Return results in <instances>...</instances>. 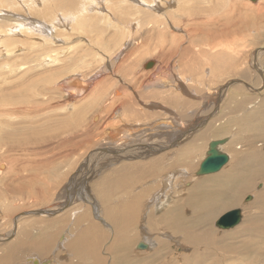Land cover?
Instances as JSON below:
<instances>
[{"label": "rangeland", "instance_id": "1", "mask_svg": "<svg viewBox=\"0 0 264 264\" xmlns=\"http://www.w3.org/2000/svg\"><path fill=\"white\" fill-rule=\"evenodd\" d=\"M114 1L115 0H0V99H2L4 93H10L11 97L14 96L12 98L18 101L21 97L18 95L26 94L27 87L35 92L37 89L40 90L36 93L33 91L34 100H29L32 104L30 107L21 109L22 112L21 110L20 112L23 113L24 111V114H16L18 116L6 112L7 109L10 110L15 107L9 104L3 105L0 101V106L3 105L0 107V126L4 124V121L8 123L9 121L13 122V120L16 122L15 126H22L27 121L25 116L27 112H31L35 109L32 119L34 126L37 128L39 126L42 136H48L50 133L53 134V141L57 145V149L53 148L52 150H48V145L47 143L44 145L43 140L27 139L24 141L25 148L16 147L11 151L4 147H0V163H4V166L2 165L3 167L0 168V237H2L0 238V252L3 254L8 251L11 252V257L7 261L0 260V263L33 264L28 257H36V259L40 261H48L47 264H76V262L77 264H86L88 262H92L93 264L94 258L90 261L92 257L85 253L89 250V252H96L94 255L98 257L100 264H104V262L105 264H120L118 259L121 256L124 258L123 264H132L131 262H133V264H145L146 262H148L147 264H264V240H262V238L253 240L247 234L242 235L248 226L250 218L256 219V225L264 223V211L261 210L264 208H262L263 205L258 202L260 199L259 195H261V192L264 193V175L253 182L251 187L242 194L240 199L241 203L236 205L242 210L243 216L240 225L228 230H221L214 226V221L217 217L235 206L226 208V211L222 210L211 220L212 226L210 223L209 227L212 231L215 230L217 236H221L222 234L225 235V233H235L236 237L233 239H228V237H226L228 240L219 239L220 237L212 238V241L215 242L210 245L205 243L196 244L194 247L197 251L194 253L190 246L187 247V245L183 243L181 238L183 234L181 232H174L170 229H166L168 227L157 221L163 214L164 209L173 206L176 201L182 197V190L173 195V197H176L175 201L171 196H168V203L164 206L161 205V208H157L154 203L150 204L151 200L148 201L150 199L148 197H151L153 192L161 196H159V201H164L166 199L168 189L163 187L160 188L159 182H145L144 185L147 184V186H152L151 189L148 187L149 190L145 193L144 189L137 188V184H135L131 188H126V190L123 191L115 190L111 195V199L104 200L103 195L106 193L107 187L104 184L105 182H103V178L108 175L107 178L111 175H113V177L118 176L116 172L113 174L111 170H109L113 167H109L116 165L113 164V162L115 163V160L122 158H113L110 155L111 151L106 150L107 148L105 147V150L102 148V146L106 145L112 148V150L116 149L115 145H117L118 142H113V145H109V140L104 139L103 143L105 145L102 144L104 132L115 126L114 124H110L111 120H115L117 124H133V129L130 131L131 136L121 138L123 141L120 142L122 143L121 146L127 145L128 147L132 142L137 144L143 143V145L151 141L163 142V139H166L164 138L165 135H169V133L173 131H176L174 136L182 133V136H177L178 139H174V141L172 140L173 136L170 137L168 139L169 143H164L166 146L164 147V145H161L160 149H154L153 147L149 149L148 145H146L147 148L145 150L144 148L141 149L142 153L140 151L135 152V149L127 152L124 154L125 157H123L122 161H117L123 162V164H131V162L148 164V159L150 157H154L155 160L159 158L161 162H165L166 160L163 158L164 154H173L178 148L187 147L196 142V145L201 148V151L199 152V148H197L195 154L193 153L194 157L191 161L193 168H190L193 170H190V173H187L189 171H184V173L180 172L181 174H177L179 172L178 169L174 170L175 174L173 176L174 179H176V183L179 179L183 180L182 176L184 175L185 178L189 179L187 181H189L190 185H192L193 180H190L192 176L199 178V176H196L194 173L197 168H195L196 165L194 164L196 163L194 161H199L203 157L205 148H207L209 142L222 137H227L229 140L231 139V142L227 140L225 143L227 149L231 150L227 151L232 152L234 155L230 166L239 165L242 170L254 168L255 165L250 162L251 154L255 155V152L258 153V148L264 151L262 148L264 146H262L263 144L259 141V139L261 140L263 138L259 137L256 139L252 134L249 135L250 131L248 128L244 130L243 123H238L236 126L233 124V121L243 119L242 116L247 114V112L244 113L245 109L249 114L252 112L254 113L257 107L263 108L264 110V77H262V75H264V18L260 20V18H258L259 13L255 12L257 9H262L261 5L264 3V0H260L256 3L247 0H211L210 12L206 13L204 16L207 18L206 20L204 18H196V14L199 9H203L206 12L204 7L208 4V0H169L165 3L163 0H150L145 4L141 2L142 0H116L115 3ZM45 8L47 9V13H38V10L41 11ZM245 17L249 18L248 20L252 21V23L244 25L243 21L246 19ZM218 21L219 23L222 22L228 25H230L229 22L235 21L229 26V30H234L228 38L229 41L220 38L219 41L221 44L219 43L216 48L213 47L211 49L212 46H209L208 43L214 45L218 37H207L206 33L214 30L217 25H219ZM205 22L209 25H206ZM228 25L226 27H228ZM260 27H262L263 30H261ZM247 28H252V30L249 31ZM254 28L260 31L256 32ZM199 38L202 39L198 40ZM184 49H188L190 53H185L186 51ZM208 50L214 51V55L223 52L220 61L224 63L232 56V53H235L234 58L240 70L237 68L238 71H236V73L228 74L227 76L220 74L219 76L217 74V76L213 78L208 72H205L207 66H205L206 68L203 70L200 69V67H204L201 64H197L196 66V69H200V72L197 70L189 71V62L193 59L199 60L202 58L201 54L203 52H208ZM259 52L261 53V58L258 57V60H256V54ZM182 53L184 55H182ZM225 55L227 56L226 61ZM237 55L240 59H238ZM255 56L256 62L253 58ZM179 57L181 60L178 59ZM148 62H152L153 64L158 63V69H153L154 66L146 68ZM191 62L193 64V61ZM1 63H3V65ZM185 66H188L187 69ZM54 67L56 68L54 69ZM152 70L155 71L153 74ZM46 71L48 73L44 75ZM246 72H248V74ZM93 73L97 77L100 74L102 75L90 86L89 91L86 92L88 93L85 95L86 97L84 96L85 98L82 97L79 99L81 103H78V100H72L66 96L62 86L64 82L71 80L72 76H77L80 80L82 79L85 81ZM257 73H260L259 77ZM82 76H84V78H82ZM154 77L158 80L155 81L154 84L149 85V79H154ZM194 80L197 81L195 82ZM43 81H46V84ZM21 86L22 88L26 86V89L23 88V90ZM20 89L23 91H20ZM116 89L120 90L121 93L124 94V97L119 99L114 106L109 105L107 112L106 108L102 105L103 100L101 99H103V96H106L111 101L114 97L113 92H115ZM11 90L13 94H11ZM30 90L28 94L31 92ZM154 91L161 92L162 97L176 104L167 105L163 103L161 99L153 97ZM169 91H172L174 96L172 92L169 94ZM261 94L263 95L261 96ZM135 95L140 96L141 99L137 100L138 97ZM144 96L148 97V99L144 98ZM231 97L237 98L236 104L240 101H244L245 105L243 107L234 105L235 103L230 101ZM42 98L43 100H41ZM49 99L51 100L48 102ZM261 101L262 103L259 104ZM125 103L137 106L141 116L144 117L141 119L143 122L135 119L131 111H123V104ZM41 104H47V106L43 105L41 106L42 108H40ZM62 104L64 107L67 105L65 107L66 109ZM98 104L100 107H98ZM231 104L233 105L232 107H230ZM181 105L183 106L181 107ZM45 107H48V109ZM54 107L58 108L57 110L60 111L55 110ZM39 108L42 111L40 110V113H36ZM59 112L61 113L59 114ZM111 112L114 116L113 119H111ZM95 113H99L98 123L92 124L91 118ZM146 113L152 117H146L145 119L144 114ZM36 114L44 115L35 117ZM161 117L169 118L168 122L171 123L173 127H171V129L159 128L157 131L155 130L156 128L154 130L151 129L152 122ZM227 117L235 118L228 128L229 122L225 121ZM263 119L264 112L256 114L252 127L254 128V126H256L255 124L258 123L257 121L263 122ZM199 120H201L202 123ZM137 121H140L139 124ZM143 124L150 125V127L144 128L145 126H143ZM138 125L140 127H135ZM159 126L163 125L160 124ZM196 126H200V128L195 131ZM224 126H226L227 130L220 134V129ZM193 127L194 130L192 129ZM7 128L13 129L11 126ZM147 128L148 130H146ZM72 130H75V132ZM81 130L84 132V134L82 133V135H84L83 138L82 135L77 137ZM185 130H189L190 133ZM205 131H208L205 141L194 140L198 134ZM237 132L239 134H237ZM109 136L113 137L110 133ZM18 138L14 140V143L18 144L17 142L19 140H23L21 137ZM82 139L85 141L82 142ZM254 139L255 141L253 142ZM66 140L68 142H66ZM79 140L81 145L78 147L76 142H79ZM73 143L74 145H72ZM255 147L257 148L255 149ZM62 152L71 153L69 157L65 159L60 156ZM105 155L109 156V164L106 163L107 160H104V158H106ZM160 156L162 158H160ZM166 157L171 159L173 156ZM38 163L45 165L40 169L37 166ZM101 165H104V168ZM117 166L120 165L114 167ZM106 168H108V171ZM53 170L54 176L51 173ZM42 171L43 173H41ZM19 173L20 176L17 178V174ZM34 173L48 175L45 184L43 182H37V184L31 183L25 185L20 190H14L11 187L20 177L23 179L30 177ZM241 174L243 173L241 172ZM187 175L189 177H187ZM13 176L14 181L11 182ZM184 182H180L179 184L185 187L184 191H187L190 185L187 186L186 183L188 182ZM147 186L143 188H147ZM114 188L115 187L112 189ZM168 188L172 189L171 184ZM152 189L155 191L152 192ZM150 190L152 193L150 192V194H148ZM170 192L173 193L175 190ZM154 193L153 195H155ZM130 194L131 196L140 194L138 201L142 205V208L138 212L137 222H132L134 225L132 226L131 223L128 227L129 229L127 228L125 232L127 237H125V241L121 246L123 251L117 252L122 249L113 251L114 236L111 229L115 232L118 228L111 214L107 213V208L113 212H116L115 210L120 208V206L126 208L125 203L128 201ZM247 196H251V199L245 201L244 199ZM61 197H64V200ZM67 197L68 199H66ZM44 198H46V200ZM32 211H34V213ZM74 212L78 215H82V220L78 219L76 221V219L72 217ZM79 212L81 214H79ZM153 219H155V221H153ZM45 223L48 224L46 225ZM21 225L26 226L24 227ZM87 225H92L96 229V233L99 234L100 238H95L97 239L96 247L90 244L91 242L92 244L96 242L95 239L87 235H85L82 240L78 239L80 234L77 233L85 229ZM202 229L204 228L199 230ZM211 235L214 236V234ZM20 239L24 244L15 247L16 241ZM158 239H162L164 243L160 245L161 250L159 252L161 254L157 256L159 258H156V255L152 256L151 254L159 247ZM81 242L84 243L80 244ZM156 242H158L157 246ZM129 243H131V245H129ZM140 243L144 244L143 248L138 247ZM10 247L14 252L8 249ZM230 247L234 251H231ZM3 248L4 250H2ZM76 250H79L80 253L78 254ZM82 252L84 253L81 256L80 254ZM127 257L129 261L124 262L127 261ZM196 257L198 258L197 261ZM0 259H2L1 256Z\"/></svg>", "mask_w": 264, "mask_h": 264}, {"label": "bare ground", "instance_id": "2", "mask_svg": "<svg viewBox=\"0 0 264 264\" xmlns=\"http://www.w3.org/2000/svg\"><path fill=\"white\" fill-rule=\"evenodd\" d=\"M58 1V0H57ZM63 1V0H62ZM116 1V0H115ZM115 1H114V3H115ZM141 1V0H140ZM150 0H142L141 2L143 3V4H145V3H147V2H149ZM159 1H161V0H159ZM164 1V3L165 2H168L169 0H163ZM247 1H250V2H254V3H256V2H258V1H260V0H247ZM47 2V1H46ZM55 2V1H54ZM87 2H89V1H87ZM124 2V1H123ZM183 2V1H182ZM48 3H50V2H48ZM62 3V2H61ZM71 3V2H70ZM81 3V2H80ZM114 3H113V5H114ZM130 3V2H129ZM29 4H31V3H29ZM86 4V3H85ZM264 4V3H263ZM261 5L262 6V9L261 10H259V9H257L255 12L257 13H259V15H258V18H260V20L261 19H263L264 18V5ZM210 5H211V0H208V4H206V6L204 7V9H206V12H205V10H201V9H199L198 10V12H197V14H196V18H200V19H207V18H205L204 16H205V14L206 13H208V12H210ZM53 6V5H52ZM81 6H83V5H81ZM256 6H258V5H256ZM1 7V6H0ZM46 7V6H45ZM86 7V6H85ZM50 8V7H49ZM56 8V7H55ZM131 8V7H130ZM197 8V7H196ZM200 8V7H199ZM92 9V8H91ZM105 9V8H104ZM100 10V9H99ZM184 10V9H183ZM253 10V9H252ZM3 11V10H2ZM29 11V10H28ZM48 11H49V9H48ZM57 11V10H56ZM95 11H96V9H95ZM181 11V10H180ZM195 11H197V10H195ZM55 12V11H54ZM126 12V11H125ZM194 12V11H193ZM7 13V12H6ZM38 13H47V9L45 8V9H42L41 11L40 10H38ZM196 13V12H195ZM194 13V14H195ZM24 14V13H23ZM96 14V13H95ZM116 14V13H115ZM3 15V14H2ZM11 15V14H10ZM26 15H28V14H26ZM99 15V14H98ZM214 15V14H213ZM72 16V15H71ZM83 16H86V15H83ZM245 16V15H244ZM28 17V16H27ZM46 17V16H45ZM30 18V17H29ZM33 18V17H32ZM31 18V19H32ZM148 18V17H147ZM193 18V17H192ZM246 18V17H245ZM245 18H243V19H245ZM150 19V18H149ZM187 19H189V18H187ZM249 18H246L244 21H243V24L244 25H248V24H250V23H252V21H250V20H248ZM35 20V19H34ZM85 20V19H84ZM212 20H213V18H212ZM220 20V19H219ZM81 21V20H80ZM208 21H210V20H208ZM222 21V20H221ZM225 21H227V20H225ZM79 22V21H78ZM86 22V21H85ZM198 22V21H197ZM207 22V21H206ZM206 22H205V24H206ZM213 22V21H212ZM211 22V23H212ZM216 22H217V20H216ZM235 22V21H234ZM234 22H229L230 23V25L232 24V23H234ZM215 23V22H214ZM218 23H219V21H218ZM237 23V22H236ZM23 24V23H22ZM70 24V23H69ZM79 24V23H78ZM77 24V25H78ZM81 24V23H80ZM83 24V23H82ZM208 24V23H207ZM206 24V25H207ZM76 25V26H77ZM201 25V24H200ZM209 25V24H208ZM223 25V26H222ZM228 24H225V23H222V22H220L219 23V25H217V27L214 29V30H212V31H208V33H206L207 34V37H209V36H212V37H214V38H216V37H218V38H216V41H215V43H214V45H212L211 43H208L209 44V46H212L211 47V49L213 48V47H215L216 48V46L220 43V41H219V39L220 38H222L223 40H226V41H229L228 40V38L231 36V33L233 32V30L234 29H231V30H229V26L230 25H228V27H226ZM75 26V27H76ZM237 26H238V23H237ZM31 27V26H30ZM78 27V26H77ZM213 27H214V25H213ZM37 28V27H36ZM235 28V27H234ZM258 28V27H257ZM261 28V30H263L262 29V27H260ZM247 29H249V31H251L252 30V28H247ZM255 30H256V28H254ZM76 31V30H75ZM249 31H247V32H249ZM259 32L260 30H256V32ZM264 31V30H263ZM108 32V31H107ZM245 32V31H244ZM28 33H30V32H28ZM110 33V32H109ZM108 33V34H109ZM211 33V34H210ZM226 34V35H225ZM259 34V33H258ZM34 36V35H33ZM38 36V35H37ZM75 36V35H74ZM94 36V35H93ZM109 36V35H108ZM107 36V37H108ZM48 37V36H47ZM80 37V36H79ZM110 37V36H109ZM147 37V36H146ZM42 38V37H41ZM143 38V37H142ZM45 39H47V38H45ZM104 39V38H103ZM200 39H202V38H199L198 40H200ZM215 40V39H214ZM93 41V40H92ZM91 41V42H92ZM133 41V40H132ZM45 42V41H44ZM82 42V41H81ZM96 42V41H95ZM128 42V41H127ZM97 43V42H96ZM123 43V42H122ZM134 43V42H133ZM121 44V43H120ZM221 44V43H220ZM30 45V44H29ZM223 45V44H222ZM221 45V46H222ZM20 46V45H19ZM89 46H92V45H89ZM172 47V46H171ZM224 47V46H223ZM32 48H33V46H32ZM42 48V47H41ZM133 48V47H132ZM227 48V47H226ZM231 48V47H230ZM260 48H261V46H260ZM263 48V47H262ZM43 49V48H42ZM28 50V49H27ZM31 50V49H30ZM29 50V51H30ZM52 50V49H51ZM186 52L185 53H187V54H189L190 53V51L188 50V49H184ZM240 50V49H239ZM258 50V49H257ZM232 51H234V50H232ZM32 53V52H31ZM143 53V52H142ZM186 54V55H187ZM229 54V53H228ZM235 54V53H234ZM234 54L232 53V56L227 60V62H221L220 61V58H221V56H223V52H220L218 55H214V51H209L208 50V52H203L202 54H201V57L203 58H200L199 60H191V61H193V64H192V62L190 61L189 62V71H195V70H197L196 69V66H197V64H201V65H203L204 67H200V69L201 70H203L204 68H206L205 66H207V70H205V72H208V74L210 75V76H212V78L213 77H215V76H217V74L219 75H228V74H232V73H236V71H238V69L240 70V68H238L237 67V62H236V60H235V58H234ZM236 54H237V52H236ZM264 54V53H263ZM37 55V54H36ZM74 55V54H73ZM182 55H184L183 53H182ZM257 55V59H256V56L255 57H253L254 58V60L256 59V60H258V57H260L261 58V53L259 52V53H257L256 54ZM31 56V55H30ZM33 56V55H32ZM93 56V55H92ZM238 56V55H237ZM30 58V57H29ZM28 58V59H29ZM38 58V57H37ZM72 58V57H71ZM186 58V57H185ZM188 58V57H187ZM48 59V58H47ZM74 59V58H73ZM122 59V58H121ZM126 59V58H125ZM178 59H180V57L178 58ZM183 59V58H182ZM226 59H227V56L225 55V61H226ZM238 59H240L239 58V56H238ZM237 59V60H238ZM42 60V59H41ZM46 60V59H45ZM50 60V59H49ZM101 60V59H100ZM181 60V59H180ZM183 60H185V59H183ZM244 60V59H243ZM256 60H255V62H256ZM34 61V60H33ZM187 61V60H186ZM185 61V62H186ZM120 62V61H119ZM139 62V61H138ZM183 62V61H182ZM181 62V63H182ZM238 62H240V61H238ZM251 62V61H250ZM254 62V63H255ZM260 62V61H259ZM31 63V62H30ZM54 63V62H53ZM166 63V62H165ZM177 63H178V61H177ZM253 63V62H252ZM2 65H3V63H1ZM68 64V63H67ZM120 64V63H119ZM63 65V64H62ZM41 66V65H40ZM45 66H47V65H45ZM93 66V65H92ZM134 66V65H133ZM142 66V65H141ZM146 68H150V66H154L153 67V69H158L157 68V66H158V63L157 64H153L152 62H148V64H146ZM181 66V65H180ZM200 66V65H199ZM245 66V65H244ZM37 67V66H36ZM65 67V66H64ZM136 67V66H135ZM183 67V66H182ZM186 67V69H187V67L188 66H185ZM56 67H54V69H55ZM62 68V67H61ZM60 68V69H61ZM67 68V67H66ZM97 68V67H96ZM165 68V67H164ZM238 68V69H237ZM259 68V67H258ZM262 68V67H261ZM31 69V68H30ZM73 69V68H72ZM123 69V68H122ZM142 69H143V67H142ZM141 69V70H142ZM199 69V70H200ZM250 69H252V68H250ZM38 70V69H37ZM36 70V71H37ZM58 70V69H57ZM124 70V69H123ZM199 70H197V71H199ZM262 70V69H261ZM48 71V70H47ZM45 72V74L44 75H46V73H48V72ZM56 71V70H55ZM96 71V70H95ZM104 71V70H103ZM120 71H122V70H120ZM126 71V70H125ZM188 71V72H189ZM81 72V71H80ZM123 72V71H122ZM153 72H155L154 70H152V74H153ZM200 72V71H199ZM253 72H255V71H253ZM25 73V72H24ZM98 73V72H97ZM107 73V72H106ZM111 73V72H110ZM192 73V72H191ZM247 74H248V72H246ZM263 73V72H262ZM42 74H43V72H42ZM64 74V73H63ZM71 74V73H70ZM79 74V73H78ZM96 74V73H95ZM125 74V73H124ZM193 74H195V73H193ZM38 75H40V74H38ZM65 75V74H64ZM73 75V74H72ZM75 75V74H74ZM102 74H100V75H98V77L99 76H101ZM219 75V76H220ZM257 75H258V77L260 76V73H257ZM63 76V75H62ZM154 76V75H153ZM187 76V75H186ZM248 76V75H247ZM3 77V76H2ZM46 77V76H45ZM44 77V78H45ZM58 77V76H57ZM57 77H54V78H57ZM68 77V76H67ZM73 77V76H72ZM71 77V80H68L67 82H64L63 84H62V86H63V89H64V91H65V93H66V96H68L69 97V99H72V100H78V103H81V102H79V99L80 98H82V97H84L85 95H87L88 93H86L87 91H89V89H90V86L93 84V83H95V81H96V79L98 78L97 76H95L94 75V73L92 74V75H90L85 81L84 80H80L77 76H75V77H73L72 78ZM85 77H86V75H85ZM138 77V76H137ZM171 77V76H170ZM249 77V76H248ZM262 77H264V75H262ZM30 78V77H29ZM53 78V79H54ZM82 78H84V76H82ZM174 78V77H173ZM197 78V77H196ZM104 79V78H103ZM136 79V78H135ZM249 79H250V77H249ZM17 80V79H16ZM55 80V79H54ZM141 80V79H140ZM148 80V79H147ZM150 80V83H149V85H152V84H154L155 83V81H157L158 79H155V77H154V79H149ZM28 81V80H27ZM27 81H26V83H27ZM56 81V80H55ZM170 81H171V79H170ZM187 81V80H186ZM195 82L197 81V80H194ZM4 82V81H3ZM44 82V81H43ZM149 82V81H148ZM173 82H174V80H173ZM246 82V81H245ZM35 83H37V82H35ZM40 83H42V82H40ZM45 84H46V81L44 82ZM140 83V82H139ZM210 83V82H209ZM259 83H260V79H259ZM22 84V83H21ZM56 84V83H55ZM59 84V83H58ZM97 84V83H96ZM180 84V83H179ZM202 84V83H201ZM23 85V84H22ZM25 85H27V84H25ZM36 85V84H35ZM181 85V84H180ZM247 85V84H246ZM142 86V85H141ZM179 86V85H178ZM177 86V87H178ZM26 87V86H25ZM25 87H23V88H25ZM32 87V86H31ZM59 87H60V85H59ZM11 88V87H10ZM15 88V87H14ZM18 88H20V87H18ZM21 88H22V86H21ZM22 88V89H23ZM26 89V88H25ZM59 89V88H58ZM61 89H62V87H61ZM24 90V89H23ZM23 90H21L20 89V91H23ZM29 90L30 89H28V87H27V93L26 92H24V93H26V94H20V93H18V94H20V95H18V96H21L20 98H19V100H18V97H17V100L18 101H15V99L14 98H12V97H14V96H12L11 97V95H10V93L9 94H3V97H2V99H0V101H1V103L4 105V104H9V105H11L12 107H15V108H12V109H10V110H6V112L8 113V114H11V115H16V114H24V111H23V113H21L22 112V110L21 109H23V108H27V107H30V105L32 104V102H30L29 100H32L34 97H33V91H31L29 94H28V92H29ZM17 91V90H16ZM19 91V92H20ZM39 92L40 90H36V92ZM45 91V90H44ZM59 91V90H58ZM264 91V90H263ZM262 91V92H263ZM35 92V91H34ZM35 92V93H36ZM56 92H57V90H56ZM56 92H54V93H56ZM170 92H172V91H169L168 93L170 94ZM261 92V93H262ZM62 93V92H61ZM173 93V92H172ZM264 93V92H263ZM1 94V93H0ZM11 94H13L12 93V90H11ZM168 94V95H169ZM176 94V93H175ZM23 95V96H22ZM28 95V96H27ZM39 95V94H38ZM45 95V94H44ZM48 95V94H47ZM57 95V94H56ZM60 95V94H59ZM172 95V94H171ZM263 94H261V96H262ZM41 97H43L42 95H40ZM49 96V95H48ZM113 98L111 99V101H110V99L108 98V97H106V96H103V99H101V100H103V106L106 108V110H107V112H108V109H109V105L110 106H114L118 101H119V99H122L123 97H124V94H122L121 93V91L120 90H118V89H116L115 90V92H113ZM136 97H138V99L137 100H140L141 99V97L140 96H138V95H135ZM173 96H174V93H173ZM10 97V98H9ZM36 97V96H35ZM38 97V96H37ZM45 97V96H44ZM62 97V96H61ZM86 97V96H85ZM84 97V98H85ZM102 97V96H101ZM153 97H155V98H159V99H161L162 101H163V103H165V104H167V105H170V104H173V105H175L176 103L175 102H169V100H167V99H165L164 97H162V93L161 92H159V91H154L153 92ZM264 97V96H263ZM46 98H47V96H46ZM49 98V97H48ZM108 98V99H107ZM133 98V97H132ZM131 98V99H132ZM144 98H146V99H148V97H145L144 96ZM14 99V100H13ZM39 99V98H38ZM129 99V98H128ZM34 100V99H33ZM41 100H43V98L41 99ZM51 99H49L48 100V102L50 101ZM56 100V99H55ZM100 100V101H101ZM125 100H126V98H125ZM171 100V99H170ZM236 100H237V98H235V97H231V99H230V101L231 102H233V103H235L236 102ZM37 101V100H36ZM39 101V100H38ZM46 101V100H45ZM85 101V100H84ZM98 101V100H97ZM41 102V101H40ZM43 102V101H42ZM0 103V104H1ZM35 103V102H34ZM38 103V102H37ZM54 103V102H53ZM58 103V102H57ZM74 103V102H73ZM78 103H76V104H78ZM140 103V102H139ZM262 103V101L261 102H259V104H261ZM39 104V103H38ZM50 104V103H49ZM68 104V103H67ZM70 104H72V103H70ZM69 104V105H70ZM133 104V103H132ZM136 104V103H135ZM137 104H138V101H137ZM141 104V103H140ZM229 104V103H228ZM2 105V106H3ZM35 105V104H34ZM37 105V104H36ZM47 106V104H41L40 105V108H42L41 106ZM51 105V104H50ZM63 105V104H62ZM74 105H75V103H74ZM227 105V104H226ZM234 105H239V106H241V107H243L244 105H245V102L244 101H240L239 103H235ZM2 106H0V107H2ZM38 106V105H37ZM57 106H59V105H57ZM56 106V107H57ZM61 106V105H60ZM67 105H65V107H66ZM107 106V107H106ZM138 106H139V104H138ZM183 105H181V107H182ZM233 105L231 104V106L230 107H232ZM5 107H7V106H5ZM20 107H22V108H20ZM63 107H64V105H63ZM62 107V108H63ZM64 107V108H65ZM98 107H100L99 106V104H98ZM211 107V106H210ZM227 107V106H226ZM229 107V108H230ZM36 108V107H35ZM37 109V111H36V113L37 112H39L41 109ZM45 108H47L48 109V107H45ZM50 108V107H49ZM52 108V107H51ZM50 108V109H51ZM70 108V107H69ZM72 108V107H71ZM2 109V108H1ZM6 109V108H5ZM30 109V108H29ZM29 109H27V110H29ZM44 109V108H43ZM53 109V108H52ZM54 109L55 110H57L58 108H55L54 107ZM66 109V108H65ZM20 110H21V112H20ZM25 110V109H24ZM31 110V109H30ZM69 110V109H68ZM72 110V109H71ZM100 110H102V109H100ZM142 110V109H141ZM35 111V109L34 110H32L31 112L29 111V112H27V114H26V112H25V116H26V119H27V121H26V123L24 124V125H22V126H15V124H16V122L13 120V122H11V121H9L8 123L6 122V121H4L3 123V125H1L0 126V147H4V148H6L7 150H14L16 147L18 148V147H23V148H25V146H24V141L25 140H27V139H39V140H43V143H44V145L47 143V145H48V150H52L53 148H56V144L54 143V141H53V139H54V135L53 134H49L48 136H42V133H41V129L39 128V126H38V128L37 127H35L34 126V123H33V121H32V119H33V115H34V112ZM42 111V110H41ZM46 111V110H45ZM57 111H60V110H57ZM62 111V110H61ZM65 111V110H64ZM63 111V112H64ZM70 111V110H69ZM69 111H68V113H69ZM88 111L90 112V110L88 109ZM105 111V110H104ZM123 111H125V112H129V111H131V114L133 115V117H135V119H137V120H141V119H143L144 117H142L141 116V114H140V112H139V109L137 108V106H135V105H131L130 103H125V104H123ZM143 111V110H142ZM34 112V113H33ZM54 112V111H53ZM96 112H97V110H96ZM101 112H103V111H101ZM247 112V114L245 115V116H242L243 117V119H241V120H236V121H233L235 118H232V117H227L226 118V122L228 121L229 122V125L227 126V128L231 125V122L233 121V124L234 125H236L237 126V124L238 123H243L244 124V130H247V128H248V130L250 131V134L249 135H253L256 139L257 138H259V137H261V138H263V139H259V141L261 142V144H263L262 146H264V141H262V140H264V121L263 122H259V121H257L258 123L257 124H255L256 126H254V128L252 127V124H254V122H253V120H254V116L256 115V114H259V113H263L264 112V110H263V108H260V107H257L256 108V110L254 111V113L252 112V113H248V111L245 109L244 110V113H246ZM40 113V112H39ZM61 112H59V114H60ZM65 113V112H64ZM73 113V112H72ZM88 113V112H87ZM91 113H92V110H91ZM94 113V112H93ZM7 114V115H8ZM104 114L106 115V113L104 112ZM103 114V115H104ZM205 114V113H204ZM204 114H203V116H204ZM6 115V114H5ZM42 114H40V115H37L36 114V116L35 117H38V116H41ZM44 115V114H43ZM42 115V116H43ZM56 115H58V114H56ZM64 115V114H63ZM111 115H112V112H111ZM143 115V114H142ZM145 115V119H146V117H150V115H147V113L146 114H144ZM206 115V114H205ZM208 115V114H207ZM16 116H18V115H16ZM21 116V115H20ZM60 116H62V115H60ZM86 116V115H85ZM137 116V117H136ZM184 116V115H183ZM210 116V115H209ZM208 116V117H209ZM3 117H5V116H3ZM7 117V116H6ZM22 117V116H21ZM87 117V116H86ZM89 117V116H88ZM152 117V116H151ZM150 117V118H151ZM15 118V117H14ZM25 118V117H24ZM114 118V116L112 115V117H111V119H113ZM225 118V117H224ZM82 119H83V117H82ZM81 119V120H82ZM98 119H99V113H95V114H93L92 115V118H91V123L92 124H94V123H96L97 121H98ZM148 119V118H147ZM154 119V118H153ZM42 120V119H41ZM197 120V119H196ZM204 120V119H203ZM206 120V119H205ZM224 120V119H223ZM264 120V119H263ZM25 121V120H24ZM36 121V120H35ZM43 121V120H42ZM142 121V120H141ZM153 121V120H152ZM151 121V122H152ZM164 121H166V122H164ZM169 121V118H165V117H161V118H157V119H155L154 120V122H152L153 124H152V127H151V129H155L156 131H157V129H159V128H164V129H171V127H173V125L171 124V123H169L168 122ZM199 121H201V120H199ZM6 122V123H5ZM52 122V121H51ZM78 122H80V121H78ZM89 122V121H88ZM138 122V121H137ZM140 122V121H139ZM139 122H138V124H139ZM143 122V121H142ZM223 122V121H222ZM98 123V122H97ZM201 123H202V121H201ZM84 124V123H83ZM110 124H114L115 126L114 127H112V128H107L108 130L106 131V132H104L105 134H104V136H103V138H102V144H104L103 143V140L104 139H108L109 140V142H108V144L109 145H113V142H118V144L117 145H115V147H116V149H114V150H112V148H109V147H107L105 144V146H102V148H103V150H105V148H107L106 150H108V151H111L110 152V155H111V157H113V158H116V157H119V158H122L123 159V157H125L124 156V154H126L127 152H130V151H133L134 149H135V152H141L142 153V148H144V150L147 148L146 147V145H148V147H149V149H150V147L152 148H154V149H157V148H159L160 149V146L161 145H164V143H167L169 140V138L170 137H172V140L174 141V139L176 140V139H178V137L177 136H182V133L180 134V135H175L174 136V134H175V132L173 131L172 133H169V135L167 134V135H165V137L164 138H166V139H163L164 141L163 142H159V141H151V142H147V143H145V145H143V143L142 144H137V143H134V142H132V144H129V146L127 147V145H125V146H121V144L122 143H120V142H123L122 141V139L121 138H123V137H130L131 135H130V131L133 129V124L132 125H128V124H125V123H121V124H117V121H115V120H111V123ZM149 124H151V123H149ZM160 124H162L163 126H159ZM187 124V123H186ZM53 125V124H52ZM88 125H90V124H88ZM142 125V124H141ZM8 126H11V128H13L12 130L11 129H9V128H7ZM91 126V125H90ZM143 126H145L144 128H146V127H150V125H144L143 124ZM192 126V125H191ZM21 127V128H20ZM48 127V126H47ZM49 127H50V125H49ZM48 127V128H49ZM84 127H85V125H84ZM89 127V126H88ZM88 127H87V129H88ZM92 127V126H91ZM117 127V128H116ZM135 127H140L139 125L138 126H135ZM195 127V126H194ZM194 127L192 128L193 130H194ZM198 128H200V126H196V128H195V131H196V129L198 130ZM227 128H226V126H224V127H221V129H220V134L221 133H223L224 131H226L227 130ZM104 129H106V128H104ZM68 130V129H67ZM85 130V129H84ZM137 130H139V129H137ZM142 130V129H141ZM146 130H148V128L146 129ZM180 130V129H179ZM72 131H74L75 132V130H72ZM71 131V132H72ZM186 131V130H185ZM248 131V132H249ZM77 132V131H76ZM134 132V131H133ZM144 132V131H143ZM186 132H188V133H190L189 132V130L188 131H186ZM68 133V132H67ZM82 133L84 134V132H82V130H81V132H79V134L77 135V137H79V135H82ZM109 133L113 136V137H110L109 136ZM158 133V132H157ZM73 134V133H72ZM75 134V133H74ZM158 134H160V133H158ZM237 134H239L238 132H237ZM154 135V134H153ZM207 135H208V131H205V132H202V133H200V134H198L197 135V137L196 138H194V140H203V141H205L206 139H207ZM241 135V134H240ZM248 135V134H247ZM248 135V136H249ZM17 136V137H16ZM18 136H19V138L21 137V138H23V140H19L17 143L18 144H16V143H14V140H16L17 138H18ZM72 136V135H71ZM83 136L84 135H82V138H83ZM66 137V136H65ZM73 137V136H72ZM18 138V139H19ZM67 138V137H66ZM227 138V137H226ZM81 139V138H80ZM87 139V138H86ZM220 139H224L223 137L222 138H220ZM240 139V138H239ZM70 140V139H69ZM218 140V139H217ZM228 140H229V138H228ZM83 141H85V140H83L82 139V142ZM255 141V139L253 140V142ZM66 142H68L67 140H66ZM87 143H89L88 141H86ZM85 142V143H86ZM140 142V141H139ZM229 142H231V139L229 140ZM259 142V143H260ZM84 143V144H85ZM152 143V144H151ZM169 143V142H168ZM167 143V144H168ZM172 143V142H171ZM76 144L78 145V147L81 145L80 144V140H79V142H76ZM98 144V143H97ZM96 144V145H97ZM124 144V143H123ZM230 144V143H229ZM261 144H259V145H261ZM46 145V146H47ZM71 145V144H70ZM72 145H74V143L72 144ZM86 145V144H85ZM258 145V144H257ZM166 146V144L164 145V147ZM261 146V147H262ZM74 147V146H73ZM72 147V148H73ZM77 147V148H78ZM105 147V148H104ZM254 147V146H253ZM85 148H86V146H85ZM197 148H199V152L201 151V148L200 147H198L197 145H196V142H194L192 145H190V146H187V147H182V148H178L177 150H175V152L172 154H164L163 156V158L166 160L165 162H161L160 161V159L158 158L157 160H155L154 159V157H150L149 159H148V164H139V163H137V162H134V163H132L131 162V164H123V162H117V161H122V159H119V160H115V163L113 162V164H116V165H120V166H117V167H114V166H116V165H112V166H110L109 168H111V167H113V168H111V169H109V170H111V172L114 174V172H116L117 174H118V176L117 177H113V175H111L109 178H107L108 176H105V178H103V182H105L104 184L106 185V187H107V191H106V193L103 195V198H104V200H109V199H111V195L115 192V190L117 191V190H126V188H131L132 186H134L135 184H137V188H141V189H144V193L145 192H148V190H149V188L148 187H150V186H147V184H145L144 185V183L145 182H151V183H155V182H159V184H160V188L161 187H163V188H165V189H168V191H167V196H166V199L164 200V201H162V200H158V199H160L159 198V196L160 195H158V193H154L153 191H155V190H153L152 189V192L155 194V195H153V193L151 192V190L149 191V193L148 194H150V192L152 193L151 195H149V196H151V197H148V198H150L149 200H148V198H147V200L148 201H150V204L151 203H154L155 204V206L157 207V208H159L161 205H166L167 203H168V200H169V198H168V196H171V198L175 201V199H176V197H173V195L174 194H176L177 192H181L180 190H182V197L181 198H179V200H177L176 201V203L173 205V206H171V207H167L166 209H164V212H163V214L158 218V222L159 223H162V224H164V226H166V227H168V228H166V229H170V230H172V231H174V232H181L183 235H181L182 237V241H183V243L185 244V245H187V247L188 246H190L191 248H192V251L194 252V253H196V249H195V245L197 244H200V243H205V244H207V245H210V244H212L213 242H215V241H212V238H218V237H220L219 239H227L226 237H228V239H233V238H235L236 237V235H235V233L234 234H232V233H225V235H221V236H217L216 234H215V230L214 231H212V229L209 227V225H210V223H211V220H212V218L216 215V214H218V213H220L222 210H225L226 208H228V207H230V206H235V207H233V208H230V209H228L227 211H229V210H232V209H235V208H240V207H237L236 205L237 204H239V203H241V201H240V199H241V196H242V194L245 192V191H247L250 187H251V185L253 184V182L256 180V179H258V178H260V177H262L263 175H264V151L261 149V148H258V150H259V152L257 153V152H255V155H253V154H251V163H253L254 165H255V167L254 168H251V169H247V170H242V168L239 166V165H233V166H230V164H231V162H232V160H233V153L232 152H228V151H231V150H228L227 149V147H226V144H223V145H221L220 147H219V150L221 151V152H224V153H226L227 154V156H228V161L221 167V169L219 170V171H217V172H215V173H211V174H207V175H203V176H199V178L198 177H194V176H192V179H190V180H193V183H192V185H190V183H189V181H187V180H189V179H187V178H185L184 177V175L182 176V178H183V180H178L177 181V183H176V179H174V174H175V171L174 170H176V169H178L179 170V172L177 173V174H179L180 172L181 173H184V171H189V172H187V173H190V168L192 167L193 168V166L191 165V161H192V159H193V153L195 154V150L197 149ZM233 148V147H232ZM257 147H255V149H256ZM263 149H264V147H262ZM5 149V150H6ZM57 149V148H56ZM75 149V148H74ZM73 149V150H74ZM153 149V150H154ZM166 149V148H165ZM168 149V148H167ZM207 149H208V146H207V148H205V151H204V154H203V157L199 160V161H194L196 164H194V165H196L195 166V168H196V170H195V172L197 171V169H198V167H199V165H200V163L203 161V159L206 157V151H207ZM43 150V149H42ZM59 150V149H58ZM61 150V149H60ZM64 150V149H63ZM67 150V149H66ZM96 150V149H95ZM228 150V151H227ZM234 150V149H233ZM36 151H37V149H36ZM55 151V150H54ZM97 151V150H96ZM100 151V150H99ZM113 151V152H112ZM51 152H53V151H51ZM75 152V151H74ZM74 152H72V153H74ZM92 152V151H91ZM102 152V151H101ZM144 152V151H143ZM49 153V152H48ZM55 153V152H54ZM57 153V152H56ZM71 153V152H70ZM70 153H67V152H62V153H60V156L61 157H63V158H68L69 157V154ZM108 153V152H107ZM145 153V152H144ZM31 154H33V153H31ZM86 154V153H85ZM130 154V153H129ZM46 156V155H45ZM104 156V155H103ZM140 156V155H139ZM166 156H173V157H171V159H169V158H167ZM105 157L106 158H104V160L106 161L107 160V162L106 163H108L109 164V159H108V157L109 156H107V155H105ZM110 157V158H111ZM129 157V156H128ZM130 157H133V156H130ZM142 157V156H141ZM158 157V156H157ZM199 157V156H198ZM83 158V157H82ZM90 158V157H89ZM160 158H162L161 156H160ZM173 158V159H172ZM50 159V158H49ZM117 159V158H116ZM129 159V158H128ZM81 160V159H80ZM171 160V161H170ZM92 161V160H91ZM114 161V160H113ZM54 162V161H53ZM64 162V161H63ZM128 162H130V161H128ZM45 163V162H44ZM58 163V162H57ZM66 163H68V162H66ZM146 163V162H145ZM45 164H47V163H45ZM45 164H42V163H38L37 164V166H38V168H43L44 167V165ZM94 164V163H93ZM98 164V163H97ZM167 164V165H166ZM170 164V165H169ZM4 166V163L3 164H1L0 163V168L1 167H3ZM71 165V164H70ZM69 165V166H70ZM105 165V164H104ZM104 165H101L103 168H104ZM168 165H169V167H168ZM50 166V165H49ZM228 166H230V167H228ZM245 166V165H244ZM94 167V166H93ZM56 168V167H55ZM86 168V167H85ZM194 168V169H195ZM226 168H228V169H226ZM21 170V169H20ZM52 170V169H51ZM55 170V169H54ZM54 170H53V172H51L52 174H53V176H54ZM61 170H64V169H61ZM106 170L108 171V168H106ZM193 170V169H192ZM191 170V171H192ZM48 171V170H47ZM57 171V170H56ZM55 171V172H56ZM104 171V170H103ZM20 172V171H19ZM50 172V171H49ZM102 172V171H101ZM105 172V171H104ZM103 172V173H104ZM194 172V171H193ZM194 172V173H195ZM241 172L243 173V174H241ZM41 173H43V171L41 172ZM103 173H102V176H103ZM180 173V174H181ZM18 176H17V178L20 176V173L19 174H17ZM59 175V174H58ZM189 175V174H188ZM187 175V177H189ZM192 175V174H191ZM196 175V174H195ZM15 176V175H14ZM14 176L12 177L13 179H12V181L11 182H13L14 181ZM176 176V175H175ZM179 176V175H178ZM197 176V175H196ZM87 177V176H86ZM47 178H48V175H42V174H39V173H34L33 175H31L30 177H26V178H23V179H21V177H20V179L19 180H17L16 181V183L15 184H12L11 185V187L14 189V190H20V189H22L25 185H27V184H31V183H33V184H37V182H43L44 184H45V182L47 181ZM179 178V177H178ZM149 179H151V180H149ZM171 179H174V180H171ZM184 180H185V182H188V183H186L187 184V186L188 185H190V188H188V190L187 191H184V189H185V187H182L179 183L180 182H184ZM264 180V179H263ZM100 181H101V179H100ZM99 181V182H100ZM55 182V181H54ZM184 182V183H185ZM99 184H101V183H99ZM171 184V187H172V189H170V188H168L169 187V185ZM257 184V183H256ZM155 185V184H154ZM142 186V187H141ZM144 186H147V188H143ZM186 186V185H185ZM41 187V186H40ZM113 187H115L114 189H112ZM125 187V188H124ZM46 188V187H45ZM67 188V187H66ZM152 188V186L150 187V189ZM159 188V189H160ZM176 188V189H175ZM140 189V190H141ZM172 190H175V192H170V191H172ZM262 191H263V189H262ZM87 192V191H86ZM141 192V191H140ZM156 192H157V190H156ZM257 192V191H256ZM2 193V192H1ZM67 193V192H66ZM143 193V192H142ZM260 193V192H259ZM67 194H69V193H67ZM98 194V193H97ZM180 194V193H179ZM44 195V194H43ZM63 195V194H62ZM83 195V194H82ZM140 195V194H139ZM139 195H133V196H131V194H130V196L128 197V201L125 203V207L127 208V210H126V208H124L123 206H120V208H118V209H116L115 211L116 212H113L112 210H110L109 208H107V213H110L111 214V216L113 217V219H114V222H116L115 224L117 225V230L114 232V230L113 229H111V232H113V241H114V245H113V251H116V250H118V249H122L121 251H117V252H122L123 251V248L121 247L122 246V243L125 241L124 239H125V237H127L126 235H125V232L127 231V228L129 227V225L132 223V222H134V223H136L137 222V220H138V212H139V210L142 208V205L140 204V202L138 201L139 200ZM144 195V194H143ZM258 195V194H257ZM83 196H86V195H83ZM146 197V196H145ZM161 197V196H160ZM164 197V196H163ZM62 199L64 198V197H61ZM127 198V197H126ZM247 198H248V200H250L251 199V196H247ZM257 198V197H256ZM260 198V199H259ZM259 201L258 202H260L263 206H262V208H264V193H262L261 192V195H259ZM45 200H46V198H44ZM66 199H68V197L66 198ZM76 199V198H75ZM87 199V198H86ZM125 199V198H124ZM64 200V199H63ZM245 200V199H244ZM3 203V202H2ZM47 203V202H46ZM145 203H147V204H149L148 202H145ZM255 203V202H254ZM257 203V202H256ZM91 204H93V203H91ZM116 204V203H115ZM144 204V203H143ZM146 204V205H147ZM1 206V205H0ZM8 206H9V204H8ZM150 206V205H149ZM154 206V205H153ZM252 206H254V205H252ZM251 206V207H252ZM11 207V206H10ZM60 207V206H59ZM68 207V206H67ZM66 207V208H67ZM258 207H260V206H258ZM80 208V207H79ZM111 208V207H110ZM147 208H148V206H147ZM161 208V207H160ZM164 208V207H163ZM186 208H188V209H190V210H188V209H186ZM114 209H115V207H114ZM113 209V210H114ZM146 209V208H145ZM8 210V209H7ZM46 210V209H45ZM78 210V209H77ZM187 210V211H186ZM254 210H255V208H254ZM259 210H260V208H259ZM261 210H263L264 211V209H261ZM43 211V210H42ZM62 211H63V209H62ZM72 211V210H71ZM226 211V210H225ZM226 211V212H227ZM6 212V211H5ZM33 213H34V211H32ZM48 212V211H47ZM46 212V213H47ZM82 212V211H81ZM186 212H188V213H186ZM252 212V211H251ZM257 212V211H256ZM43 213V212H42ZM69 213V212H68ZM225 213V212H224ZM255 213V212H254ZM7 214V213H6ZM76 212H74L73 214H72V217L74 218V219H76V221L79 219H81L82 218V215H78V214H76ZM79 214H81L80 212H79ZM252 214V213H251ZM2 215H4V214H2ZM55 215V214H54ZM71 215V214H70ZM150 215V214H149ZM222 215V214H221ZM220 215V216H221ZM243 216V215H242ZM99 217V216H98ZM59 218V217H58ZM155 218V217H154ZM219 217H217V219H218ZM7 219V218H6ZM17 219V218H16ZM64 219V218H63ZM74 219H73V221H74ZM111 219V218H110ZM216 219V220H217ZM82 220V219H81ZM216 220L214 221V226H215V222H216ZM255 218H253V219H251L250 218V220H249V223H248V226H247V228L244 230L245 232L242 234V235H244V234H247L249 237H251V239H253V240H255L256 238H262V240H264V223H260L259 225H256L255 224ZM55 221V220H54ZM136 221V222H135ZM153 221H155V219H153ZM151 222V221H150ZM157 222V223H158ZM24 223H26V222H24ZM63 223V222H62ZM73 223V222H72ZM46 224V223H45ZM48 224V223H47ZM46 224V225H47ZM52 224H53V221H52ZM55 224V223H54ZM69 224V223H68ZM71 224V223H70ZM74 224V223H73ZM113 224V223H112ZM167 224V225H166ZM241 224V221L237 224V225H240ZM29 225H31V224H29ZM45 225V226H46ZM134 224L132 223V226H133ZM237 225H235V226H237ZM19 226V225H18ZM21 226H24V225H21ZM26 226V225H25ZM24 226V227H25ZM211 226H212V223H211ZM234 226V227H235ZM216 227V226H215ZM70 228V227H69ZM68 228V229H69ZM201 228H204V229H202V230H199V229H201ZM23 229V228H22ZM27 229V228H26ZM129 229V228H128ZM244 229V228H243ZM28 230V229H27ZM60 230V229H59ZM199 230V231H198ZM228 230V229H227ZM51 231V230H50ZM167 231V230H166ZM28 232V231H27ZM60 232V231H59ZM78 232V231H77ZM13 233V232H12ZM29 233V232H28ZM55 234V233H54ZM74 234V233H73ZM77 234H80L79 235V240H82L84 237H85V235H87V236H89V237H91L92 239H95L96 237H98V238H100L99 237V234H97L96 233V229L92 226V225H87V227L85 228V229H83V230H80V232H78ZM211 234H214V236L213 235H211ZM29 235H30V233H29ZM46 235H47V233H46ZM51 235V234H50ZM56 235V234H55ZM131 235V234H130ZM24 236H25V234H24ZM64 236H65V234H64ZM103 236H104V234H103ZM216 236V237H215ZM241 236V235H240ZM48 237V236H47ZM149 237H150V235H149ZM0 238H2V237H0ZM25 238V237H24ZM103 238V237H102ZM49 239V238H48ZM227 239V240H228ZM50 240H51V238H50ZM68 240V239H67ZM150 240V239H149ZM42 241V240H41ZM49 241V240H48ZM95 241L96 242H94L93 244H92V242L90 243L92 246H94V247H96V245H97V239H95ZM158 242H159V247L157 248V249H155V251L154 252H152V256H155L156 255V258H159V257H157L158 255H160L161 253L159 252L161 249H160V245L162 244V243H164L163 242V240L162 239H158L157 240ZM250 241V240H249ZM153 242V241H152ZM158 242H156L155 244H156V246L158 245ZM50 243V242H49ZM48 243V244H49ZM84 242H81L80 244H83ZM115 243H116V245H115ZM127 243V242H126ZM20 244H24V242H21V239L19 240V241H16V243H15V247H17V245H19L20 246ZM42 244V243H41ZM51 244V243H50ZM10 245V244H9ZM54 245V244H53ZM126 245H128V244H126ZM129 245H131V243H129ZM153 245H154V243H153ZM125 246V245H124ZM9 247V246H8ZM13 247V246H12ZM236 247V246H235ZM234 247V248H235ZM5 248V247H4ZM4 248L2 249V250H4ZM9 250L11 249V247L10 248H8ZM35 249V248H34ZM58 249V248H57ZM66 249V248H65ZM80 249V248H79ZM102 249V248H101ZM37 250V249H36ZM39 250V249H38ZM68 250V249H67ZM107 250V249H106ZM124 250H126V249H124ZM230 250L231 251H234L231 247H230ZM6 251V250H5ZM11 251H13L12 249H11ZM7 252V251H6ZM14 252V251H13ZM67 252V251H66ZM76 252L79 254L80 253V251L79 250H76ZM41 253V252H40ZM54 253V252H53ZM84 252H82L80 255L82 256V254H83ZM87 255H89L90 257H92L91 258V260L90 261H92V259L94 258V263L93 264H100L99 263V260H98V257H96L94 254L96 253H94V252H89V250L88 251H86L85 252ZM102 253V252H101ZM14 254V253H13ZM91 254V255H90ZM0 256H1V258L2 259H0V260H2V261H7L10 257H11V252L10 251H8L7 253H5V254H3L2 252H0ZM37 256V255H36ZM59 256V255H58ZM84 256V255H83ZM52 257V256H51ZM123 256H121L119 259H118V262H120V264H123V260H124V258H122ZM149 257V256H148ZM55 258V257H54ZM128 258V257H127ZM126 258V259H127ZM28 259H31V262L33 263V264H41V262H45L46 263V261H40V260H38V259H36V257H28ZM44 259V258H43ZM109 259V258H108ZM125 259V260H126ZM135 259V258H134ZM38 262H37V261ZM198 260V258L196 257V261ZM59 261V260H58ZM129 261V258L127 259V261H124V262H128ZM9 262V261H8ZM48 262V261H47ZM68 262V261H67ZM83 263V262H82ZM132 264H133V262H131ZM148 262H146L145 264H147ZM0 264H8V263H0ZM47 264V263H46ZM76 264H77V262H76ZM86 264H92V262H88V263H86ZM104 264H105V262H104ZM185 264V263H184Z\"/></svg>", "mask_w": 264, "mask_h": 264}, {"label": "water", "instance_id": "3", "mask_svg": "<svg viewBox=\"0 0 264 264\" xmlns=\"http://www.w3.org/2000/svg\"><path fill=\"white\" fill-rule=\"evenodd\" d=\"M228 138L218 139L209 142L208 149L206 151V157L200 163L195 174L197 176H203L211 173H215L221 169V167L228 161L226 153L219 150L220 145L227 142ZM248 201V198H245ZM242 220L241 208H235L223 213L215 222V226L221 230H227L233 228ZM138 247L143 248L144 244H138ZM37 261V260H36ZM38 262V261H37ZM47 263V262H46ZM41 262V264H46Z\"/></svg>", "mask_w": 264, "mask_h": 264}]
</instances>
